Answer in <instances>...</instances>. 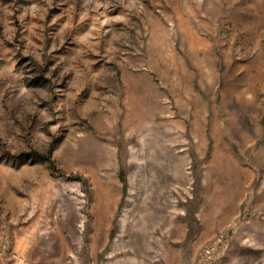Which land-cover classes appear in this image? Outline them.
Masks as SVG:
<instances>
[{
  "label": "rangeland",
  "instance_id": "374dc122",
  "mask_svg": "<svg viewBox=\"0 0 264 264\" xmlns=\"http://www.w3.org/2000/svg\"><path fill=\"white\" fill-rule=\"evenodd\" d=\"M0 264H264V0H0Z\"/></svg>",
  "mask_w": 264,
  "mask_h": 264
},
{
  "label": "trees",
  "instance_id": "16d2710c",
  "mask_svg": "<svg viewBox=\"0 0 264 264\" xmlns=\"http://www.w3.org/2000/svg\"><path fill=\"white\" fill-rule=\"evenodd\" d=\"M53 143L50 145L48 151L45 154H42L41 157H43L46 161L49 162L50 167L52 168V170L56 171L57 170V166L56 163L53 159Z\"/></svg>",
  "mask_w": 264,
  "mask_h": 264
},
{
  "label": "bare ground",
  "instance_id": "6f19581e",
  "mask_svg": "<svg viewBox=\"0 0 264 264\" xmlns=\"http://www.w3.org/2000/svg\"><path fill=\"white\" fill-rule=\"evenodd\" d=\"M66 238V237H65Z\"/></svg>",
  "mask_w": 264,
  "mask_h": 264
}]
</instances>
